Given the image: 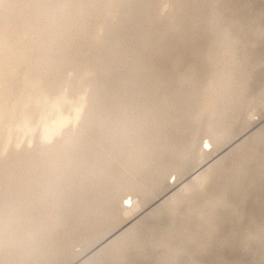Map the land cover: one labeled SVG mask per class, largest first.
<instances>
[{"label":"bare ground","instance_id":"1","mask_svg":"<svg viewBox=\"0 0 264 264\" xmlns=\"http://www.w3.org/2000/svg\"><path fill=\"white\" fill-rule=\"evenodd\" d=\"M263 106L264 0H0V264L71 263ZM193 172L75 264L264 258V124Z\"/></svg>","mask_w":264,"mask_h":264},{"label":"rangeland","instance_id":"2","mask_svg":"<svg viewBox=\"0 0 264 264\" xmlns=\"http://www.w3.org/2000/svg\"><path fill=\"white\" fill-rule=\"evenodd\" d=\"M264 124V106L261 107L257 112L251 114L248 117L247 122L244 124L239 125L236 129L234 134L229 137V139L222 145L217 146L216 144H207L206 141L203 139L202 142V149L203 152L206 154L205 160L198 162L193 161L188 168H186L183 171L179 172H171L165 179V189L157 193L147 204L130 210L129 213L125 216V218L109 233H107L104 237L99 239L97 242L89 246V248L85 251H80V254L77 256V259L79 260L80 257L85 256L95 248L99 247L100 244L104 243L106 240H108L111 236L122 230L124 227L128 226L132 222H135L139 217L143 216L152 206H154L159 201L165 199L168 197L171 193L174 191H179L183 189V185L186 183V181L194 174V170L206 165L212 161H214L216 158H218L223 152L230 149L232 146L240 142L241 140L249 137L254 131H256L259 127H261ZM133 203V201H132ZM123 204L125 206L130 205V201L127 199L123 200ZM224 214H228L226 211H224ZM227 229H223L222 233H226ZM74 259L69 264H75L78 260ZM241 260H244V262H247L248 264H264V258L262 255L257 253L254 249L251 247H247L243 249L242 253H238L235 256H233L229 261H224L222 264H238ZM201 260L196 258H188L183 261V264H198Z\"/></svg>","mask_w":264,"mask_h":264}]
</instances>
